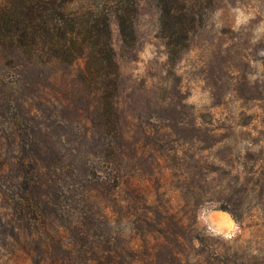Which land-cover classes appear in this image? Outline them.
<instances>
[{
  "label": "rangeland",
  "instance_id": "1",
  "mask_svg": "<svg viewBox=\"0 0 264 264\" xmlns=\"http://www.w3.org/2000/svg\"><path fill=\"white\" fill-rule=\"evenodd\" d=\"M136 3L133 42L110 18L120 76L105 128L75 82L82 61L44 68L0 49L5 84H25L10 110L30 142L0 161V264H264V0H212L175 62L156 3ZM10 110L0 100V138ZM19 155L23 214L1 191L11 200Z\"/></svg>",
  "mask_w": 264,
  "mask_h": 264
},
{
  "label": "trees",
  "instance_id": "2",
  "mask_svg": "<svg viewBox=\"0 0 264 264\" xmlns=\"http://www.w3.org/2000/svg\"><path fill=\"white\" fill-rule=\"evenodd\" d=\"M153 1L159 9V35L164 41L168 60L175 62L203 24L204 13L212 0ZM136 13V0H7L0 5V49L12 52L17 58L23 57L31 66L44 68L52 66L64 70L82 61L75 82L96 96L98 106L102 108V128H105L108 118L111 120L115 116L113 100L120 76L111 45L110 18H115L123 41L129 44L135 38ZM61 74L59 85L66 81L64 73ZM5 81L0 76V100L8 104L9 110L25 104L22 80L12 79L9 85ZM9 113L11 125L7 127H12L14 132L0 138V161L13 155L15 145H19L21 153L30 145L25 140L28 123L16 111ZM15 157L8 160L2 170L12 167ZM27 163L28 160L19 155L13 165L20 166L21 176L14 179L17 186L10 190L14 193L11 200L7 197L8 191L1 190L4 201L9 205L13 202L14 211L20 214L25 213L30 203ZM39 211L34 210L33 214Z\"/></svg>",
  "mask_w": 264,
  "mask_h": 264
},
{
  "label": "bare ground",
  "instance_id": "3",
  "mask_svg": "<svg viewBox=\"0 0 264 264\" xmlns=\"http://www.w3.org/2000/svg\"><path fill=\"white\" fill-rule=\"evenodd\" d=\"M225 227V226H224Z\"/></svg>",
  "mask_w": 264,
  "mask_h": 264
}]
</instances>
